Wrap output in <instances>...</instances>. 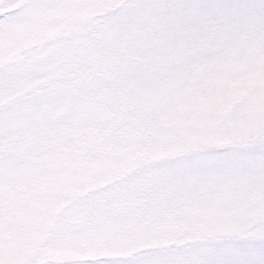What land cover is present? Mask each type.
I'll return each mask as SVG.
<instances>
[{
  "label": "snow or ice",
  "instance_id": "1",
  "mask_svg": "<svg viewBox=\"0 0 264 264\" xmlns=\"http://www.w3.org/2000/svg\"><path fill=\"white\" fill-rule=\"evenodd\" d=\"M103 8L61 52L124 47L111 81L134 107L117 128L170 151L114 188L111 227L65 234L0 264H264V0H0V47L37 13ZM27 71L0 69L8 85ZM10 107L6 117H12ZM0 166V208L7 202Z\"/></svg>",
  "mask_w": 264,
  "mask_h": 264
},
{
  "label": "rangeland",
  "instance_id": "2",
  "mask_svg": "<svg viewBox=\"0 0 264 264\" xmlns=\"http://www.w3.org/2000/svg\"><path fill=\"white\" fill-rule=\"evenodd\" d=\"M103 8L37 13L0 47V69L27 71L0 84V166L7 165V202L0 208L18 256L42 245L58 227L65 234L111 227L121 213L124 184L170 151L118 131L130 103L102 79L118 67L124 47L101 42L62 53L60 42L84 30ZM16 107L12 117L7 110Z\"/></svg>",
  "mask_w": 264,
  "mask_h": 264
}]
</instances>
